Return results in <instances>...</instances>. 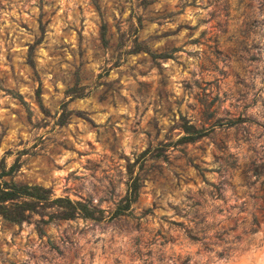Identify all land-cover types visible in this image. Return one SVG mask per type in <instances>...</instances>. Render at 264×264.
Wrapping results in <instances>:
<instances>
[{
	"label": "rangeland",
	"instance_id": "rangeland-1",
	"mask_svg": "<svg viewBox=\"0 0 264 264\" xmlns=\"http://www.w3.org/2000/svg\"><path fill=\"white\" fill-rule=\"evenodd\" d=\"M0 166L104 209L0 264H264V0H0Z\"/></svg>",
	"mask_w": 264,
	"mask_h": 264
},
{
	"label": "trees",
	"instance_id": "trees-1",
	"mask_svg": "<svg viewBox=\"0 0 264 264\" xmlns=\"http://www.w3.org/2000/svg\"><path fill=\"white\" fill-rule=\"evenodd\" d=\"M99 36L101 42L104 44L106 42L104 24L100 26ZM146 51L150 52L148 49ZM157 55L160 57L165 56L163 52H159ZM178 139L180 140L182 137ZM12 167L13 165H10L9 169ZM5 173V170L1 168L0 216L8 221H29L33 214L38 215V218L35 220L37 223L56 219H68L75 216L92 219H100L103 217L104 209L92 205L86 199H70L66 195L53 196L48 186H43L38 183H17L11 179L2 178V175ZM137 187L138 183L136 180L131 179L125 194L117 201L108 217H112L129 208L131 202L137 196ZM37 228L40 229L38 225Z\"/></svg>",
	"mask_w": 264,
	"mask_h": 264
}]
</instances>
